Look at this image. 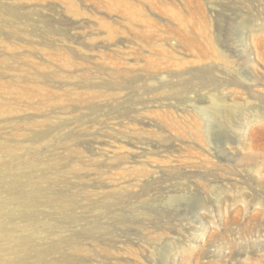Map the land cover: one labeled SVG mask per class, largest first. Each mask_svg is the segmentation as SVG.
Returning <instances> with one entry per match:
<instances>
[{
  "label": "rangeland",
  "instance_id": "obj_1",
  "mask_svg": "<svg viewBox=\"0 0 264 264\" xmlns=\"http://www.w3.org/2000/svg\"><path fill=\"white\" fill-rule=\"evenodd\" d=\"M0 264H264V0H0Z\"/></svg>",
  "mask_w": 264,
  "mask_h": 264
},
{
  "label": "bare ground",
  "instance_id": "obj_2",
  "mask_svg": "<svg viewBox=\"0 0 264 264\" xmlns=\"http://www.w3.org/2000/svg\"><path fill=\"white\" fill-rule=\"evenodd\" d=\"M188 38V37H187ZM205 47V46H204ZM223 61V60H222ZM214 99H213V105L215 106L214 108L215 109H217L216 107H222V105L223 104H219L218 103V101H216V99L218 98H220L218 95L217 96H215L214 95V97H213ZM211 100H212V98H211ZM212 103V102H211ZM225 105V104H224ZM231 109V114L235 111V110H237V109H240L237 105H235V106H233V107H231L230 108ZM202 111V116L205 118V120L204 121H208V123H212L213 121H215L213 118H215V117H219V116H214V114H212L211 112H209L208 110H206V109H202L201 110ZM215 113V112H214ZM217 119V118H216ZM218 121V120H217ZM220 122V121H219ZM222 123V122H221ZM49 127V126H48ZM52 128V127H51ZM56 128V127H55ZM53 129H54V127H53ZM38 132V131H37ZM41 133V132H40ZM43 134V133H42ZM33 137H34V139H38V138H41V137H46V136H44V135H40V134H37V135H33ZM32 201H34V199H32ZM32 201H30V202H28V204L29 205H34L33 204V202ZM35 203V202H34Z\"/></svg>",
  "mask_w": 264,
  "mask_h": 264
}]
</instances>
